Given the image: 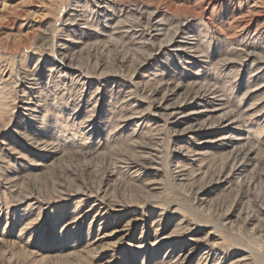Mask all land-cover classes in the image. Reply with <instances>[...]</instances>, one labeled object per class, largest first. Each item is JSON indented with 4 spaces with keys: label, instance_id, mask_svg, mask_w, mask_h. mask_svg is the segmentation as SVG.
<instances>
[{
    "label": "rangeland",
    "instance_id": "obj_1",
    "mask_svg": "<svg viewBox=\"0 0 264 264\" xmlns=\"http://www.w3.org/2000/svg\"><path fill=\"white\" fill-rule=\"evenodd\" d=\"M0 264H264V0H0Z\"/></svg>",
    "mask_w": 264,
    "mask_h": 264
}]
</instances>
